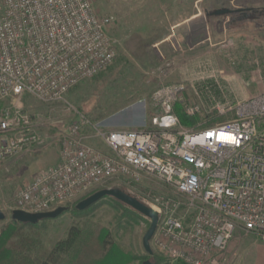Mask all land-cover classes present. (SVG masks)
Masks as SVG:
<instances>
[{
    "label": "built area",
    "instance_id": "2783aa9c",
    "mask_svg": "<svg viewBox=\"0 0 264 264\" xmlns=\"http://www.w3.org/2000/svg\"><path fill=\"white\" fill-rule=\"evenodd\" d=\"M114 23L97 0H0V162L46 143L60 148L56 165L17 189L14 210L52 212L112 182L142 187L138 198L159 215L155 254L176 264H238L236 239L264 243V91L240 99L215 76L201 77L193 96L185 84L155 92L160 113L150 126L104 128L66 98L116 61ZM25 96L65 104L67 115L34 118ZM178 108L198 121L184 126Z\"/></svg>",
    "mask_w": 264,
    "mask_h": 264
},
{
    "label": "rangeland",
    "instance_id": "374dc122",
    "mask_svg": "<svg viewBox=\"0 0 264 264\" xmlns=\"http://www.w3.org/2000/svg\"><path fill=\"white\" fill-rule=\"evenodd\" d=\"M97 9L101 15L115 18L110 34L117 43V59L107 71L72 89L66 100L104 128L122 130L150 126L151 119L160 113L153 101L155 92L179 83L175 72H167L170 65L163 62L174 46L167 39L162 41L161 32L166 30L165 37L171 38L174 25L191 16L198 29L210 26L212 22V30L217 35L212 44L197 41L195 51L200 60L212 53L227 71L199 74L195 83L201 77L215 76L240 99L264 91V0H97ZM243 10L245 13L241 16ZM219 33L223 34L222 38L218 37ZM180 84H185L188 94L193 96L192 85ZM22 105L30 116L40 120L49 121L67 115L64 113L65 104L46 105L30 96L23 98ZM41 133L54 138L57 135L56 130L49 129H42ZM59 152L55 141L38 148L33 155L0 162V207L7 216L5 221H0V232L12 219L13 210L17 209V189L27 184L37 172L56 165ZM25 168L28 171L25 172ZM108 186L141 201L138 197L142 196V187L136 188L135 192L120 182ZM104 189L108 188H95L77 201L66 204L65 211L52 221L17 226L15 243L26 254L29 247L32 251L51 250L67 238L72 228L104 227L110 230L124 251L146 256L143 238L150 227L148 219L130 214L129 210L109 199L101 200V204L90 213L75 216L73 209L81 200ZM151 247L154 250L152 241ZM238 259V264H247L242 255ZM261 259L264 264V255ZM162 264L176 263L164 260Z\"/></svg>",
    "mask_w": 264,
    "mask_h": 264
},
{
    "label": "trees",
    "instance_id": "16d2710c",
    "mask_svg": "<svg viewBox=\"0 0 264 264\" xmlns=\"http://www.w3.org/2000/svg\"><path fill=\"white\" fill-rule=\"evenodd\" d=\"M177 113L184 126H192L198 121L197 119L188 118L179 108ZM104 199H109L122 209L129 210L130 214L143 217L113 198L107 197ZM100 204L101 201L84 211H79L74 207L73 212L75 216H84ZM19 225L35 226L10 220L9 224L0 232V264H134L137 261L144 263L148 260L152 261L153 264H162L165 260L155 253L153 257L148 255L139 257L127 253L114 240L110 230L104 227L72 228L67 238L58 242L53 249H36L32 251L29 247L26 254L14 241Z\"/></svg>",
    "mask_w": 264,
    "mask_h": 264
},
{
    "label": "crops",
    "instance_id": "0c3cea01",
    "mask_svg": "<svg viewBox=\"0 0 264 264\" xmlns=\"http://www.w3.org/2000/svg\"><path fill=\"white\" fill-rule=\"evenodd\" d=\"M194 21L195 18L191 16L175 24L171 38L165 37L166 30H162L161 32L163 35L162 41L164 42L167 39V41H171L174 46L171 49L172 53L164 57L163 62L166 61L165 63L170 65L169 68L167 67L169 70L167 72L176 73L179 82L178 84L185 82L188 83L187 85H195L197 84L195 81L198 79L196 77H198L199 74L204 73L207 75L208 72H210V74H212V72H227L223 69L219 59L216 58V56L214 57L212 53L206 57L204 56L202 59L203 62L199 64L202 60H200L201 57L197 55L195 46L198 45L199 40L203 42L208 41L212 44V39L216 38L217 35L213 32L214 26L212 22L210 26H200L198 29ZM222 35V33H219L218 37L222 38ZM198 69L199 72H196ZM234 94L238 97L236 93ZM24 170L25 172L28 171L26 168ZM20 171H22V169ZM256 242H260L261 245ZM234 248L239 255L244 257V260H247V264H262L261 258H263L264 255V243L259 241L256 237L251 236L248 238L236 239L234 242Z\"/></svg>",
    "mask_w": 264,
    "mask_h": 264
},
{
    "label": "water",
    "instance_id": "95a60500",
    "mask_svg": "<svg viewBox=\"0 0 264 264\" xmlns=\"http://www.w3.org/2000/svg\"><path fill=\"white\" fill-rule=\"evenodd\" d=\"M107 197L113 198L121 202L122 204L133 209L134 211H136L137 213H139L144 218L150 221V227L143 238V247L147 255L152 257L154 255V251L151 247V241L156 234L159 223V215L152 208L146 206L141 201L137 200L136 198L132 197L126 192L114 188L104 189L95 192L94 194L81 200L77 204L76 208L79 211H84ZM65 209L66 208L64 207H60L52 212L37 213V214L28 213L22 210H14L12 212V220L22 224L37 225L44 220H54L58 218L65 211ZM6 218H7L6 214L2 211L0 207V221H5ZM143 264H152V263L150 261H146Z\"/></svg>",
    "mask_w": 264,
    "mask_h": 264
},
{
    "label": "flooded vegetation",
    "instance_id": "af4514ba",
    "mask_svg": "<svg viewBox=\"0 0 264 264\" xmlns=\"http://www.w3.org/2000/svg\"><path fill=\"white\" fill-rule=\"evenodd\" d=\"M244 13H245V12H244V10H243V11L240 13L241 16H242V15L244 16ZM251 18L253 19V22H254V21H255L254 17L251 16Z\"/></svg>",
    "mask_w": 264,
    "mask_h": 264
}]
</instances>
